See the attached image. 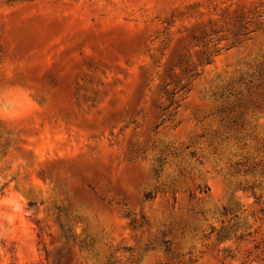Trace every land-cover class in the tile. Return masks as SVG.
Returning a JSON list of instances; mask_svg holds the SVG:
<instances>
[{"label":"rangeland","instance_id":"1","mask_svg":"<svg viewBox=\"0 0 264 264\" xmlns=\"http://www.w3.org/2000/svg\"><path fill=\"white\" fill-rule=\"evenodd\" d=\"M0 264H264V0H0Z\"/></svg>","mask_w":264,"mask_h":264},{"label":"trees","instance_id":"2","mask_svg":"<svg viewBox=\"0 0 264 264\" xmlns=\"http://www.w3.org/2000/svg\"><path fill=\"white\" fill-rule=\"evenodd\" d=\"M254 172H255V170L254 169H249V170H247V171H245L244 172V174L245 175H250V174H254ZM236 174H239L240 172H235ZM242 188H244V189H246V190H249V191H251V192H253V190H254V188H253V185H249V186H245V187H243L242 186ZM215 232V230L214 229H212V233H214ZM208 237H206V239H207ZM228 238V234L226 233L225 235H224V237H223V239H227Z\"/></svg>","mask_w":264,"mask_h":264}]
</instances>
